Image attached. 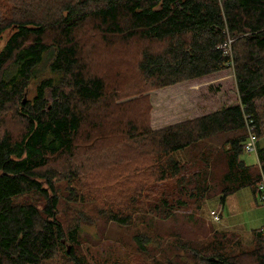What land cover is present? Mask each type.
I'll return each mask as SVG.
<instances>
[{
	"label": "trees",
	"instance_id": "trees-1",
	"mask_svg": "<svg viewBox=\"0 0 264 264\" xmlns=\"http://www.w3.org/2000/svg\"><path fill=\"white\" fill-rule=\"evenodd\" d=\"M9 3L5 13L0 5V264H89L80 251L79 225L66 226L60 217L64 201L57 182L66 181V193L76 200L73 189L96 171L94 157L110 173L102 179L110 191L100 196L98 212L108 222L135 227L132 241L140 253L161 239L154 220L216 195L223 201L243 186L258 192L264 0ZM93 38L99 52L112 41L132 46L134 93L231 66L237 103L153 129L145 116L121 113L118 88L109 91L106 74L87 63L85 44ZM9 111L19 124L15 133L7 126ZM248 117L257 137L254 165L240 157ZM215 137L222 140L213 149ZM219 160L223 170L216 178L212 168ZM30 192L36 202L14 201ZM217 231L212 237H228ZM251 235L252 247L237 253L220 240L169 247L176 249L174 258L190 253L191 261L176 260L180 264H264V229Z\"/></svg>",
	"mask_w": 264,
	"mask_h": 264
},
{
	"label": "rangeland",
	"instance_id": "rangeland-1",
	"mask_svg": "<svg viewBox=\"0 0 264 264\" xmlns=\"http://www.w3.org/2000/svg\"><path fill=\"white\" fill-rule=\"evenodd\" d=\"M10 1L12 0H1L2 12L8 10ZM91 40L85 44L84 54L88 55L86 61L94 69L106 74L109 91L118 88L120 97L115 103L123 105L120 112L129 116H145L153 129L207 114L238 99L231 66L202 77L161 88H144L143 91L134 93L130 91L132 81L135 80L132 55L129 53L133 49L132 46H123L112 41L113 45L107 51L99 52L97 47L99 50L101 48L98 39ZM256 102L261 134L258 143L264 145V98ZM118 110L120 107L114 109L116 116L119 114ZM6 116L9 118L13 114L9 111ZM9 123L7 126L15 133L19 124L12 122L11 117ZM221 140L222 137L213 139V149ZM240 157L248 165L257 164L254 152H243ZM94 162V166H91L96 170L93 178H87L85 186L82 187L80 183V187L76 186L73 189L76 200H72L66 193V181L57 182L63 204L66 203L68 206L60 205V217L66 226H73L76 223L79 225L80 251L86 254L89 264H180L176 260L191 261L188 257L190 253L187 251H180L182 255L174 258L176 249L169 247L171 242L182 246L181 248H187L195 244L205 246L220 240L227 252L237 253L252 247L253 230L264 229V200L258 192L254 194L247 185L227 194L223 201L220 195H216L205 199L198 204L199 206L194 204L187 209L176 211L171 218L154 220V229L161 239L153 241L147 246L145 253H140L132 241L135 227L118 226L103 219L99 214L98 209L102 205L100 196L110 191L109 183H104L102 179L109 177L110 173L105 169L108 164L102 158L94 157ZM212 169L217 178L223 170L221 160L217 161ZM37 200L33 192L20 194L14 198L16 203ZM210 210L218 212L220 219L213 220ZM214 229L218 230L217 232H225L228 237L225 239L212 237L211 231ZM64 246H69L67 247L69 249L70 243L66 242Z\"/></svg>",
	"mask_w": 264,
	"mask_h": 264
},
{
	"label": "built area",
	"instance_id": "built-area-1",
	"mask_svg": "<svg viewBox=\"0 0 264 264\" xmlns=\"http://www.w3.org/2000/svg\"><path fill=\"white\" fill-rule=\"evenodd\" d=\"M246 124H247L248 135L245 142L243 143L242 149L243 152L246 153L254 152L257 157V137L254 133V124H252V120L249 117L247 119ZM257 189H258V193L261 196V199L264 200V171H261L260 181L258 182ZM210 216L215 221L220 219V214L214 210H210Z\"/></svg>",
	"mask_w": 264,
	"mask_h": 264
},
{
	"label": "crops",
	"instance_id": "crops-1",
	"mask_svg": "<svg viewBox=\"0 0 264 264\" xmlns=\"http://www.w3.org/2000/svg\"><path fill=\"white\" fill-rule=\"evenodd\" d=\"M238 100V99H237ZM237 100L235 101V102H233L232 104H236L237 103ZM232 104H230V105H232Z\"/></svg>",
	"mask_w": 264,
	"mask_h": 264
},
{
	"label": "water",
	"instance_id": "water-1",
	"mask_svg": "<svg viewBox=\"0 0 264 264\" xmlns=\"http://www.w3.org/2000/svg\"><path fill=\"white\" fill-rule=\"evenodd\" d=\"M24 102V101H23ZM67 251H69L68 249H67Z\"/></svg>",
	"mask_w": 264,
	"mask_h": 264
}]
</instances>
